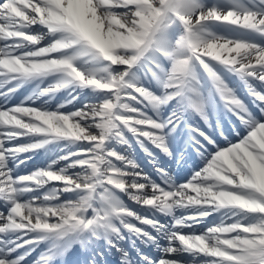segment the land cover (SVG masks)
I'll return each mask as SVG.
<instances>
[{
    "label": "snow or ice",
    "instance_id": "1",
    "mask_svg": "<svg viewBox=\"0 0 264 264\" xmlns=\"http://www.w3.org/2000/svg\"><path fill=\"white\" fill-rule=\"evenodd\" d=\"M189 148L181 181L163 158ZM105 248L264 264V0H0V264H102Z\"/></svg>",
    "mask_w": 264,
    "mask_h": 264
},
{
    "label": "bare ground",
    "instance_id": "2",
    "mask_svg": "<svg viewBox=\"0 0 264 264\" xmlns=\"http://www.w3.org/2000/svg\"><path fill=\"white\" fill-rule=\"evenodd\" d=\"M21 90H26V89H21ZM20 90V91H21ZM27 90H30V89H27ZM61 95H62V93H61ZM24 98V97H23ZM51 103L53 104V105H55L57 102H53V101H51ZM71 107V106H70ZM134 148H135V151H138V148H139V146L138 145H134ZM123 150V149H122ZM210 221H212V222H214L213 224H210V225H208V226H211V225H214L215 223H218V217H213L212 219H210ZM208 226H206V227H208ZM206 227H203V228H206ZM181 258H184V259H187V260H190L191 261V258L192 257H189L188 255H186V254H184Z\"/></svg>",
    "mask_w": 264,
    "mask_h": 264
}]
</instances>
